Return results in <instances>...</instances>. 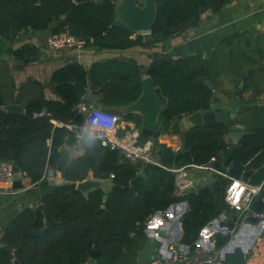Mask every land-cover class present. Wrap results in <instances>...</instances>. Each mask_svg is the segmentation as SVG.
<instances>
[{
    "label": "trees",
    "instance_id": "16d2710c",
    "mask_svg": "<svg viewBox=\"0 0 264 264\" xmlns=\"http://www.w3.org/2000/svg\"><path fill=\"white\" fill-rule=\"evenodd\" d=\"M229 1L155 0L156 17L151 29L136 33L117 19L115 0H0V37L8 43L7 56L20 64L39 57L40 47L34 43L22 42L13 47L34 31L56 33L68 29L84 39V48L99 51L150 47L196 26L202 13H217ZM233 41L231 37L219 43L208 56L195 52L174 58L152 52L147 65L121 56L101 58L88 66L77 61L64 64L53 70L46 84L33 79L25 84L38 93L22 104V112L2 108L14 99L6 100L1 77H9L10 88H14V83L1 63L0 160L15 163L32 183L43 187L48 184V168L58 171L68 182L54 185L41 197L55 223L45 225L43 213L28 207L8 222L0 235V264H133L147 242L146 217L176 200L188 204L182 222L184 243H194L200 229L220 211L230 215L227 224L236 228V212L224 200L228 177L216 173L212 181L195 192L179 197L168 193L174 187L170 168L188 163L206 165L223 156L228 146L225 135L230 129L225 120L204 121L183 132V148L188 150L191 161L183 151L175 152L154 139L152 151L158 163H145L140 174L137 165L117 150L101 146L87 135L79 139L80 155L72 157L66 148L77 140L75 131L66 124L83 119L79 104L120 109L138 97L144 75L150 77L163 101L160 126L168 127L184 114L208 109L210 102L216 100L214 79L224 71L226 45L231 55L236 53ZM200 75L214 85L213 89L196 81ZM44 86L50 87L54 98L44 96ZM39 112L43 113L37 115ZM122 119L140 125L137 114L126 113ZM11 136L23 141L14 159L7 142ZM238 143L245 167L241 179L259 184L264 179V127L248 129ZM88 172L110 179L104 201L101 188L91 189L86 195L75 188V182L84 179ZM250 208L253 212L264 211V185ZM92 250H97L93 258ZM245 264H264V231L253 242Z\"/></svg>",
    "mask_w": 264,
    "mask_h": 264
},
{
    "label": "crops",
    "instance_id": "0c3cea01",
    "mask_svg": "<svg viewBox=\"0 0 264 264\" xmlns=\"http://www.w3.org/2000/svg\"><path fill=\"white\" fill-rule=\"evenodd\" d=\"M116 2L117 0H115ZM138 2L140 1L138 0ZM48 34V30L29 32L23 36L28 39L22 38L13 45V47H17L22 42L38 45L40 54L36 61L22 64L23 66L18 68L15 67L18 62L10 57L5 60L0 59L1 63L7 67L8 75L14 83V88H10L9 77L7 75L1 77V90L7 101H10L12 97L14 99L12 102H17L22 106L25 101L38 93L36 89L32 90L29 86H25L29 80L33 79L46 84L53 70L73 61L88 66L92 61L101 58L121 56L133 58L139 64L147 65L150 61L148 54L152 52L164 53L166 56L174 58L195 52H202L208 56L216 45L232 37L235 40L233 41L235 45L232 47L236 49V53L231 55L229 45H226L223 59L224 71L214 79L216 83L215 101L222 102L224 110L228 114L231 110L226 106L225 101L228 98L238 100L234 117L227 116L225 120L229 128L234 126L235 129L246 132L254 127H264V0H230L217 13H212L209 10L202 13L196 26L186 29L179 35L167 38L160 44L152 45L150 48L134 46L120 50L100 51L88 48L49 50L45 45ZM43 93L45 97H55L49 86L43 87ZM132 123L135 124L131 120L122 119L121 121V125L126 127ZM157 129L160 130V134L155 140L175 152L184 151L182 135L186 129L181 126L177 132H174L169 129V126H160V122ZM66 148L70 156L73 155V157L82 153V148L77 140ZM136 165L140 174L145 163H136ZM202 166L191 163L181 166L182 171L178 170L181 179H176L178 178L177 171L169 169L174 173V187L168 193L171 196L179 197L187 192H195L212 181L216 174L215 170L221 168H213L209 165L211 169H208ZM54 176L60 177L59 172L54 171ZM21 178L23 187L20 190L13 189L11 193L0 192V235L8 222L21 210L27 207L33 209L36 204L42 202V195L53 188L49 183L45 187L32 183L24 175ZM106 181L107 191L110 179L108 178ZM31 204L32 206H30ZM187 211L188 204L184 200L173 201L165 208L152 211L144 223L147 242L139 251L133 264H150L153 258L179 264L180 261L172 260L173 249L186 256L187 259L200 261L204 255H207L206 261L218 264L220 248L232 243L234 237L236 241L245 239L247 256L255 239L264 231V218L258 219L255 223L245 222L241 218L234 235L231 238L228 236L222 245L218 244L215 236L210 234L206 227L201 229L194 243H184L181 241L182 222ZM228 217L227 222L230 220L229 214Z\"/></svg>",
    "mask_w": 264,
    "mask_h": 264
},
{
    "label": "water",
    "instance_id": "95a60500",
    "mask_svg": "<svg viewBox=\"0 0 264 264\" xmlns=\"http://www.w3.org/2000/svg\"><path fill=\"white\" fill-rule=\"evenodd\" d=\"M115 12L117 19L124 24L128 29L136 33H148L153 25L156 17L155 0H117L115 3ZM8 47L7 41L0 37V59L5 60L9 57L5 53ZM23 65L16 63L15 67L21 68ZM197 82H201L208 88L213 89V84L208 81L205 76L200 75L196 78ZM141 92L138 97L127 104L123 109L106 108L110 113H116L120 116H124L126 113L134 112L140 116V133L142 138L151 137L156 139L160 130L157 129L159 123V114L163 107V101L159 98L156 92V86L152 83L148 75H144L141 80ZM238 100L234 98H228L225 101L226 106L230 108L228 114L224 110V104L220 101H211L209 108L206 110H197L188 114H184L178 119L173 120L169 129L171 131L177 132L181 126L184 129H188L191 126L201 125L204 121L208 120H226L227 116L233 118L234 111L236 109ZM5 110L14 111H24V107L17 102H10L2 105ZM245 131L240 129H235L232 126L225 135V141L227 147L223 152V156L220 159H212L208 162L213 168H223L226 170L228 177L240 178L243 171L244 165L240 160V146L239 139L244 135ZM7 142L12 148V159L15 158L16 149L23 141L15 136L7 138ZM183 153L188 157L189 161L190 155L188 150H184ZM12 172H13V183L12 188L15 190H20L23 187L22 174L15 163L12 162ZM46 180L49 185L61 184L64 181L61 177L54 176V170L52 168L47 169ZM106 179L94 177L91 172H88L87 176L75 182V188L80 190L83 194L94 188H101L104 191L102 200L104 201L107 197L106 194ZM32 206V204L30 205ZM34 211L39 210L43 213V221L45 225L55 223V219L50 214L44 203L40 202L33 207ZM241 218L248 223H255L258 217L251 213V211H242L240 214ZM237 235V234H236ZM228 235H223L220 233L215 234V239L219 245H222L226 241ZM239 240V239H238ZM244 240L236 241L234 237L233 242L230 244L223 245L220 248L217 263L218 264H245L246 261V250L247 246ZM9 248V247H8ZM11 249V248H9ZM97 250L91 251V257H94ZM15 264L19 262L15 261ZM85 264H90L86 262Z\"/></svg>",
    "mask_w": 264,
    "mask_h": 264
},
{
    "label": "built area",
    "instance_id": "2783aa9c",
    "mask_svg": "<svg viewBox=\"0 0 264 264\" xmlns=\"http://www.w3.org/2000/svg\"><path fill=\"white\" fill-rule=\"evenodd\" d=\"M45 45L49 50L76 49L82 50L85 46L83 38L71 33L68 29H63L56 33H49ZM78 111L83 112V119L79 123L66 124L67 127L75 131L77 141L83 136L95 138L101 146L111 150H117L122 154L123 158L132 164L142 163H158L153 154V139L142 138L140 127L132 123L128 127L121 125V116L116 113H110L106 109L97 107L93 104L81 103L77 106ZM43 112L37 113L41 115ZM61 125V123H58ZM203 168L211 169L209 165H203ZM182 167L170 168L177 171L176 179H181L178 170L182 171ZM223 176H228L226 171L215 170ZM23 175V173H21ZM113 174H110L112 177ZM229 183L225 188L224 200L235 210L236 223L241 219L242 211H251L252 214L260 218H264V211L253 212L250 204L253 198L260 192L264 179L259 184H250L243 179L228 177ZM13 183L12 162L0 160V192L11 193ZM229 219L225 211H220L216 217L209 220L202 228L206 227L210 234L215 236L216 233L228 235L230 238L234 235L237 228H230L227 224ZM237 227V226H236ZM201 228V229H202ZM200 229V231H201ZM199 231V232H200ZM172 260L180 261L179 264H198L200 261H206L208 256L204 255L202 260L198 261L187 259L186 256L180 254L177 250H172ZM150 264H176L163 261L159 258H153Z\"/></svg>",
    "mask_w": 264,
    "mask_h": 264
},
{
    "label": "rangeland",
    "instance_id": "374dc122",
    "mask_svg": "<svg viewBox=\"0 0 264 264\" xmlns=\"http://www.w3.org/2000/svg\"><path fill=\"white\" fill-rule=\"evenodd\" d=\"M139 1H142V0H139ZM23 39H28L27 37H23ZM143 48H145V47H143ZM147 48V47H146ZM148 48H150V47H148ZM0 64H1V60H0ZM137 126H139V125H137ZM140 127V126H139ZM72 157H73V155H71Z\"/></svg>",
    "mask_w": 264,
    "mask_h": 264
}]
</instances>
